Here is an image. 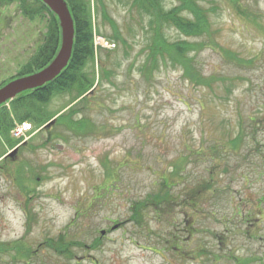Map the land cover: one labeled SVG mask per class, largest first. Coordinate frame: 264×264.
Instances as JSON below:
<instances>
[{"label": "rangeland", "instance_id": "rangeland-1", "mask_svg": "<svg viewBox=\"0 0 264 264\" xmlns=\"http://www.w3.org/2000/svg\"><path fill=\"white\" fill-rule=\"evenodd\" d=\"M197 1L210 24L209 35L192 40L203 44L194 55L197 83L162 64L143 78L138 23L147 17L105 0L130 48L116 44L94 63L97 76L112 73L83 104L97 132L74 136L53 123L10 157L14 147L0 137V245L21 242L31 253L18 260L0 252V264H264V0ZM102 20L95 13L93 29L112 40ZM44 25L17 4L0 8V84L27 63ZM73 97L54 98L45 112H62ZM48 136L55 139L43 145ZM164 181L170 199L161 211L149 206L141 227L129 221L131 204L158 194ZM59 236L72 242L63 253L48 246Z\"/></svg>", "mask_w": 264, "mask_h": 264}, {"label": "trees", "instance_id": "trees-1", "mask_svg": "<svg viewBox=\"0 0 264 264\" xmlns=\"http://www.w3.org/2000/svg\"><path fill=\"white\" fill-rule=\"evenodd\" d=\"M63 1L73 21V41L70 59L66 67L54 80L41 87L20 93L8 102V107L4 104L0 106V137L10 149L20 143V140L10 137V131L15 124L29 122L35 131L40 132L43 126L56 115L54 126L62 128L74 136H86L97 132L98 127L90 119L82 115V110L85 109L83 104L90 98L87 94L91 93L95 84L101 85L103 81L109 82L110 78H108V75L111 76L112 73L101 68V73L96 77L92 42L93 17L95 18V13L108 22L111 28V33L108 37L116 44L121 45L125 53L130 48L127 39L122 35L115 20L108 15L105 0H92V3L91 0ZM116 1L119 3L125 2L128 9L135 10L139 15L147 17L148 21L145 24L142 16H140L141 19L138 23L145 39L143 44L144 59L138 67L143 78L146 80L150 78L151 80L159 65L162 64L163 66L170 65V67L181 69L183 77L191 83L199 81L200 75L195 67L194 55L198 53L203 44L192 40L210 33L209 11L207 9L201 6L197 0H171L174 4L169 8H165V0ZM230 2L239 7L240 0H230ZM12 4L18 5L20 14L24 18H28L31 21L36 17L39 20H44L45 32L40 44L27 63L18 70L14 77L2 82L0 86L13 79L28 76L42 70L54 59L61 46V30L58 19L40 0H0V8ZM210 11H213V9H210ZM168 27L175 30L180 35V38L175 40L167 38L164 30ZM98 32L100 33L99 29ZM101 52L98 60H101L102 56L107 57L109 54V51ZM233 59L239 63L241 62L234 55ZM66 94H73L74 97L62 112L56 114L45 112L51 100ZM53 139L55 137L48 136L44 140L43 145L50 144ZM240 142V135H236L233 139H230L229 144L235 150L239 147ZM31 150H33L32 147ZM23 181V176L21 178L18 176L17 183L20 188H22L21 183ZM163 184L165 189L158 194L147 196L145 199L131 204L129 221L141 227L144 223L145 211L149 206H152L149 208L154 210H160V207L167 204L168 199H170L167 196L169 194V186L165 181ZM202 189H210V187L206 185ZM63 236L51 241L48 245L49 248L56 253L67 251V247H71L72 242L65 244ZM80 244V242H75V245ZM8 251H13L15 258L18 260L29 259L31 256L30 249L21 242L0 245V252Z\"/></svg>", "mask_w": 264, "mask_h": 264}, {"label": "water", "instance_id": "water-1", "mask_svg": "<svg viewBox=\"0 0 264 264\" xmlns=\"http://www.w3.org/2000/svg\"><path fill=\"white\" fill-rule=\"evenodd\" d=\"M58 19L61 30V46L55 58L42 70L14 79L0 88V106L15 98L20 93L43 86L54 80L66 67L72 49L73 21L63 0H40ZM51 121L46 126H50ZM16 149V148H15ZM9 153L12 156L16 150ZM103 233V232H102Z\"/></svg>", "mask_w": 264, "mask_h": 264}, {"label": "built area", "instance_id": "built-area-1", "mask_svg": "<svg viewBox=\"0 0 264 264\" xmlns=\"http://www.w3.org/2000/svg\"><path fill=\"white\" fill-rule=\"evenodd\" d=\"M94 46L95 48H103V49H113L114 44L111 41H108L98 35H94L93 37ZM30 130V126L27 124H24L22 126H17L12 131V135L16 138L22 137L25 135L27 131Z\"/></svg>", "mask_w": 264, "mask_h": 264}, {"label": "flooded vegetation", "instance_id": "flooded-vegetation-1", "mask_svg": "<svg viewBox=\"0 0 264 264\" xmlns=\"http://www.w3.org/2000/svg\"><path fill=\"white\" fill-rule=\"evenodd\" d=\"M101 237L99 236V238H95V240L93 241V243H96L98 246L101 245L102 239H100Z\"/></svg>", "mask_w": 264, "mask_h": 264}]
</instances>
